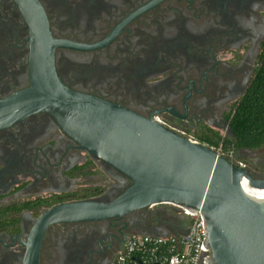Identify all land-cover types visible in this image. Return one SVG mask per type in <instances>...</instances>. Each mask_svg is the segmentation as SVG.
<instances>
[{
  "label": "flooded vegetation",
  "instance_id": "flooded-vegetation-1",
  "mask_svg": "<svg viewBox=\"0 0 264 264\" xmlns=\"http://www.w3.org/2000/svg\"><path fill=\"white\" fill-rule=\"evenodd\" d=\"M26 1L0 0V100L30 87ZM37 1L66 87L200 142L228 133L263 52L264 0ZM245 162L253 177H264L260 163ZM129 184L46 112L0 128V264H33L30 235L45 209L108 201ZM183 221L158 204L121 218L51 223L37 264H108L127 233H166Z\"/></svg>",
  "mask_w": 264,
  "mask_h": 264
},
{
  "label": "water",
  "instance_id": "water-1",
  "mask_svg": "<svg viewBox=\"0 0 264 264\" xmlns=\"http://www.w3.org/2000/svg\"><path fill=\"white\" fill-rule=\"evenodd\" d=\"M30 30V87L0 100V128L35 112L48 113L81 148L130 180L108 201L80 199L55 204L36 219L31 261L47 225L121 218L150 205L174 203L200 211L214 264H264V188L203 142H192L153 118L99 97L74 91L58 78L47 18L37 0H27ZM228 133L233 134L228 127ZM137 259V258H135Z\"/></svg>",
  "mask_w": 264,
  "mask_h": 264
},
{
  "label": "built area",
  "instance_id": "built-area-1",
  "mask_svg": "<svg viewBox=\"0 0 264 264\" xmlns=\"http://www.w3.org/2000/svg\"><path fill=\"white\" fill-rule=\"evenodd\" d=\"M157 121L160 120L157 118ZM182 136L192 142H200L192 135L182 133ZM209 146L217 155L224 156L238 166L247 167L237 151L224 149L221 144ZM163 204L173 207L177 216L185 221L177 224L174 231L166 233H127L108 264H214L201 212H193L188 207L174 203Z\"/></svg>",
  "mask_w": 264,
  "mask_h": 264
},
{
  "label": "trees",
  "instance_id": "trees-1",
  "mask_svg": "<svg viewBox=\"0 0 264 264\" xmlns=\"http://www.w3.org/2000/svg\"><path fill=\"white\" fill-rule=\"evenodd\" d=\"M233 134H217L208 145L221 144L224 149H257L264 147V47L254 75L242 99L228 120Z\"/></svg>",
  "mask_w": 264,
  "mask_h": 264
},
{
  "label": "rangeland",
  "instance_id": "rangeland-1",
  "mask_svg": "<svg viewBox=\"0 0 264 264\" xmlns=\"http://www.w3.org/2000/svg\"><path fill=\"white\" fill-rule=\"evenodd\" d=\"M219 133L221 135H226L228 134L225 130H220ZM240 157L243 158L244 160H246L247 162L252 163L253 165H258L260 163L261 166H259L260 168H264V162H262L261 160L264 159V147L260 148L259 150L256 151H247L243 154H240ZM250 171V170H249ZM174 227L171 226L170 224V230L174 231Z\"/></svg>",
  "mask_w": 264,
  "mask_h": 264
},
{
  "label": "bare ground",
  "instance_id": "bare-ground-1",
  "mask_svg": "<svg viewBox=\"0 0 264 264\" xmlns=\"http://www.w3.org/2000/svg\"><path fill=\"white\" fill-rule=\"evenodd\" d=\"M245 189L254 195H264V188L254 187L248 183H245Z\"/></svg>",
  "mask_w": 264,
  "mask_h": 264
}]
</instances>
